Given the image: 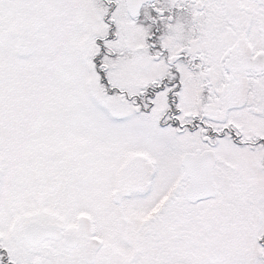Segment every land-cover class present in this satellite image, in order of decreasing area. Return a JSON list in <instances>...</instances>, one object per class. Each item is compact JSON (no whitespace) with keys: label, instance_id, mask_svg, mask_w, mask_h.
Returning <instances> with one entry per match:
<instances>
[{"label":"snow or ice","instance_id":"obj_1","mask_svg":"<svg viewBox=\"0 0 264 264\" xmlns=\"http://www.w3.org/2000/svg\"><path fill=\"white\" fill-rule=\"evenodd\" d=\"M0 264H264V0H0Z\"/></svg>","mask_w":264,"mask_h":264}]
</instances>
